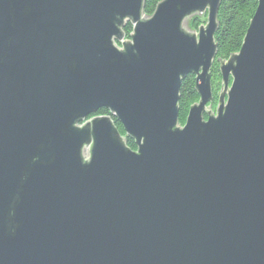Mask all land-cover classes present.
<instances>
[{
  "label": "water",
  "instance_id": "1",
  "mask_svg": "<svg viewBox=\"0 0 264 264\" xmlns=\"http://www.w3.org/2000/svg\"><path fill=\"white\" fill-rule=\"evenodd\" d=\"M220 1L0 0V264H264V0L213 109Z\"/></svg>",
  "mask_w": 264,
  "mask_h": 264
},
{
  "label": "trees",
  "instance_id": "2",
  "mask_svg": "<svg viewBox=\"0 0 264 264\" xmlns=\"http://www.w3.org/2000/svg\"><path fill=\"white\" fill-rule=\"evenodd\" d=\"M160 0H145L143 11L145 14H151L156 4ZM257 0H221L217 20L218 28L214 34L216 43V54L210 69L211 89H212V108L217 104V97L222 86V78L219 71L218 59H227L232 53L237 52L242 44L249 21L256 9ZM201 19L195 18L190 21L192 28H198ZM126 36L132 31V24L127 22L123 28ZM195 79L193 74H188L181 81L179 89V116L178 123L183 125L189 110V107L198 101V93L195 90ZM101 114H109L106 108L99 111ZM120 134L126 139V144L131 149H136L134 140L125 134L122 124L112 116Z\"/></svg>",
  "mask_w": 264,
  "mask_h": 264
},
{
  "label": "rangeland",
  "instance_id": "3",
  "mask_svg": "<svg viewBox=\"0 0 264 264\" xmlns=\"http://www.w3.org/2000/svg\"><path fill=\"white\" fill-rule=\"evenodd\" d=\"M198 17L201 19V23H204V25H206L207 14H206V13H201V15H200V14H198V13H194V14L192 15V17L188 18V20H187V24H188V26H189L190 28H192V27L190 26V21H191L192 19H195V18H198ZM199 25H200V24H199ZM199 25H198V27H199ZM193 29H195V31H197L198 28H193ZM221 87H222V86H221ZM220 90H221V88H220ZM220 90H219V92H220Z\"/></svg>",
  "mask_w": 264,
  "mask_h": 264
},
{
  "label": "flooded vegetation",
  "instance_id": "4",
  "mask_svg": "<svg viewBox=\"0 0 264 264\" xmlns=\"http://www.w3.org/2000/svg\"><path fill=\"white\" fill-rule=\"evenodd\" d=\"M103 108H99L95 113L91 114L89 117L93 116V115H99L101 113H99L100 110H102ZM104 115V114H101Z\"/></svg>",
  "mask_w": 264,
  "mask_h": 264
}]
</instances>
